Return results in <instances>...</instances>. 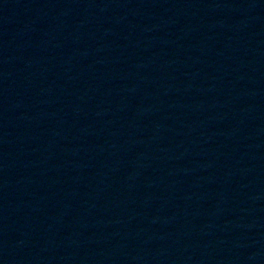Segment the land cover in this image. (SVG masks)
<instances>
[{
    "label": "water",
    "instance_id": "1",
    "mask_svg": "<svg viewBox=\"0 0 264 264\" xmlns=\"http://www.w3.org/2000/svg\"><path fill=\"white\" fill-rule=\"evenodd\" d=\"M0 264H264V0H0Z\"/></svg>",
    "mask_w": 264,
    "mask_h": 264
}]
</instances>
